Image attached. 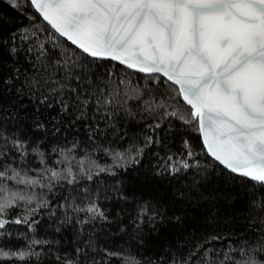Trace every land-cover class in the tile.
<instances>
[{
	"label": "snow or ice",
	"instance_id": "1",
	"mask_svg": "<svg viewBox=\"0 0 264 264\" xmlns=\"http://www.w3.org/2000/svg\"><path fill=\"white\" fill-rule=\"evenodd\" d=\"M0 264H264V0H0Z\"/></svg>",
	"mask_w": 264,
	"mask_h": 264
}]
</instances>
